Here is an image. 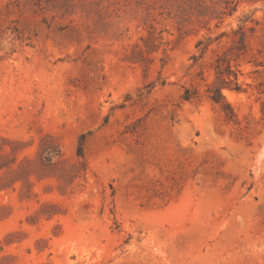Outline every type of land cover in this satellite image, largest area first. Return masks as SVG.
Returning <instances> with one entry per match:
<instances>
[{
	"label": "rangeland",
	"instance_id": "1",
	"mask_svg": "<svg viewBox=\"0 0 264 264\" xmlns=\"http://www.w3.org/2000/svg\"><path fill=\"white\" fill-rule=\"evenodd\" d=\"M0 264H264V0H0Z\"/></svg>",
	"mask_w": 264,
	"mask_h": 264
},
{
	"label": "trees",
	"instance_id": "2",
	"mask_svg": "<svg viewBox=\"0 0 264 264\" xmlns=\"http://www.w3.org/2000/svg\"><path fill=\"white\" fill-rule=\"evenodd\" d=\"M220 95V98H214L215 99V101H217V102H220V99H221V94H219Z\"/></svg>",
	"mask_w": 264,
	"mask_h": 264
}]
</instances>
